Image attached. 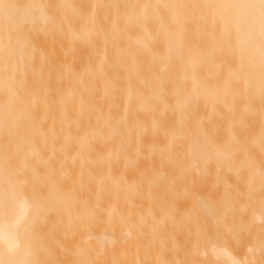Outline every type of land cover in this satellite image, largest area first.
I'll return each instance as SVG.
<instances>
[{
  "label": "bare ground",
  "instance_id": "obj_1",
  "mask_svg": "<svg viewBox=\"0 0 264 264\" xmlns=\"http://www.w3.org/2000/svg\"><path fill=\"white\" fill-rule=\"evenodd\" d=\"M5 2L18 9L11 21L0 10V231L17 239L0 240V264H231L259 248V0ZM223 4L235 6L227 46L213 28L224 10L203 7ZM33 19L43 28L31 31L37 62L55 48L57 64L71 73L29 71L23 44ZM70 29L83 38L73 40ZM237 68L238 78L230 77ZM161 150L171 163H161ZM33 152L49 159L47 174L29 172L28 204L16 195L5 211L3 195L19 169L35 166ZM174 165L192 176L210 168L209 188L195 180L171 190L165 177ZM48 176L45 223L32 190ZM203 200L214 215L201 209ZM21 216L35 225L29 237L16 226ZM240 222L256 239L237 247L228 229Z\"/></svg>",
  "mask_w": 264,
  "mask_h": 264
},
{
  "label": "snow or ice",
  "instance_id": "obj_2",
  "mask_svg": "<svg viewBox=\"0 0 264 264\" xmlns=\"http://www.w3.org/2000/svg\"><path fill=\"white\" fill-rule=\"evenodd\" d=\"M38 8H44V5H38L34 6ZM167 7V6H165ZM203 7L205 8H210V7H216V8H222L224 10V15L220 17L214 24L213 28L218 29L221 35L225 39V46H227V38H228V28H229V20L227 18V12L230 8L235 7L234 5L230 4H223V5H204ZM250 7H257V5H250ZM259 12H260V50H259V59H260V69H261V98L264 100V0H259L258 4ZM18 9V5L15 4H10L5 2V0H0V10L4 12L5 19L7 21H11L12 18L16 15V11ZM42 22H46L47 18L42 17L41 18ZM36 20L33 19L31 21V25L33 26L32 29L30 30L28 36L26 37L23 47L25 49H30L31 50V56L29 57V71H31L33 74L39 75L41 78L44 77L45 71L49 73V76H53L54 74L58 76V69L62 68L65 73H71L72 69L69 67L67 64L63 63L61 60L60 64H57V58L55 54V48H53V51L50 56H45L43 54L40 55L39 62L36 60V46L34 44V40L36 37H34L31 34V31H43V28L36 29L35 28ZM71 31V29H70ZM83 33L78 32V31H71V36L73 40H79L83 38ZM153 40L155 38H152ZM144 50L145 53H150L151 52V45L150 44H145L144 45ZM209 56L215 55V48L210 46L209 49ZM241 68H237L236 72L230 73V77H237L238 78V73L241 72ZM53 81L51 79L48 80V86L49 88L52 87ZM23 86L21 85V91H22ZM192 103L191 97H186L184 100V106L185 108H190ZM247 110H245L246 112ZM245 112H241L240 114V120H239V126L241 127V134H243V116ZM153 127H158L156 122L153 123ZM145 132H147V129H145ZM230 139L233 141L235 140V137L232 136L231 132L229 133ZM262 145H264V141H262ZM155 151V149H153ZM162 153V159L161 163H164L165 161L171 163L170 158L164 154V151L161 150ZM33 158L36 161L35 166H28L25 165L23 168L19 169L16 172V175L20 177L19 182L15 185H12L10 188H8L4 195H3V200L4 204L3 207L5 211L8 208V202L11 197H14L16 195L21 196V203L23 205L28 204V197L24 195V189L27 188L30 184V179H29V172L31 173V176L35 177L37 175H46L47 170L50 167V161L49 159L45 158L42 153L39 152H33L31 153ZM211 161V157H209V163ZM7 163V161H6ZM130 163L134 164V161H130ZM173 174L170 176L165 177V179L168 180L169 187L171 190H175L178 186L184 185L189 183L190 181H195L199 180L205 188H209V180L212 178V173L210 168L205 167L204 169H198L197 173L195 176H192L189 174V172L184 169L180 168L179 171H176V165L173 166ZM48 179H50V176L45 180V184L41 185L39 188L34 187L32 190V196L38 200L41 201L39 205V210L43 213V216L40 217L42 218L45 223L47 222L48 219V209L44 207L43 201H44V191L45 187L47 186ZM262 190H264V185H262ZM200 207L203 211H205L208 215H214L216 213V209L212 207L211 201L210 200H203L199 202ZM225 211V215H226ZM223 222V216H217V223H222ZM260 222L262 225H264V217L260 218ZM20 224L24 225V236L29 237L32 235L34 231V223L29 222L27 219V216H21L17 222L16 226H19ZM228 231L231 234L232 240L235 242L237 247L243 245L245 243L246 239H256V237L253 235V233L250 230V227L248 225H245L244 223H236L234 224ZM16 240L17 236L15 234V231L13 232L12 236H8L5 234V232L0 231V240ZM258 242H259V248L255 247H248L247 248V254L241 258V259H233L231 264H264V230H262L259 234L258 237ZM259 252L261 259L257 261L255 259V253Z\"/></svg>",
  "mask_w": 264,
  "mask_h": 264
}]
</instances>
